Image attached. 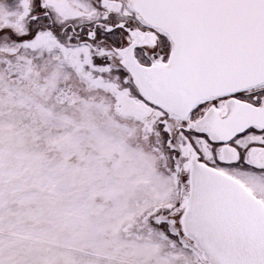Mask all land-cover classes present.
<instances>
[{
	"label": "snow or ice",
	"instance_id": "6c2138e0",
	"mask_svg": "<svg viewBox=\"0 0 264 264\" xmlns=\"http://www.w3.org/2000/svg\"><path fill=\"white\" fill-rule=\"evenodd\" d=\"M0 264H264V0H0Z\"/></svg>",
	"mask_w": 264,
	"mask_h": 264
}]
</instances>
